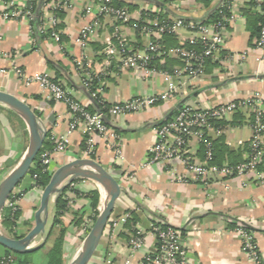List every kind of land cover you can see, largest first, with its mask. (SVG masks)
<instances>
[{"label":"crops","instance_id":"obj_1","mask_svg":"<svg viewBox=\"0 0 264 264\" xmlns=\"http://www.w3.org/2000/svg\"><path fill=\"white\" fill-rule=\"evenodd\" d=\"M7 1L0 0V11ZM16 1L19 4L25 2ZM223 1L119 0L130 14L129 22L113 25L109 19H100L84 49L75 39L93 18V14L86 11L90 7L89 0H68L67 9L58 18V43L49 35L40 37L38 33L34 34L25 19L0 20V92L27 103L40 116L46 129L45 144L51 145L50 137L69 139L67 150L53 156L49 172L52 174L75 159H89L83 153L87 137L81 129L69 131V114L65 106L48 99V94L37 85L23 84L14 72L16 69L29 75H49L87 111L97 113L98 107L85 91L82 76L74 63L79 59L89 65L91 74L96 77L100 98L109 107L134 97L161 95L167 92L166 83L159 74L161 68L172 72L181 66L177 57L169 53L176 48L168 50L166 58H157L152 74L145 75L132 69L121 70L119 55L106 54L107 41L114 44V36L120 35L129 47L142 54L150 39L137 32L134 24L157 22L155 16L203 23ZM250 3L245 1L236 8L221 54L206 64L201 77L184 82L177 80L173 99L141 113L105 116L107 125L118 136L116 145L123 161L114 156L112 149L99 136L94 137V160L117 179L121 192L88 264H147L145 257L157 246L150 233L155 222L180 231L191 264H252L242 252L241 241L230 225L231 222L244 224L255 240L259 259L264 263V171L256 169L251 176L241 179L210 177L207 181L194 182L177 162L171 166L155 163L143 167L147 152L154 143L155 129L172 119L183 105L209 108L254 98L260 101L258 107L264 112V57L261 58V52L255 50L253 44L256 40L252 38L260 8ZM37 7L35 18L39 24L49 9L46 3ZM148 15L153 17L148 18ZM191 36L188 30L182 29L176 40L183 43ZM3 113L14 115L21 126L10 130L6 120L0 122V182L21 161L29 143L21 120L6 106L0 105V114ZM252 120V110H239L218 123L217 131L210 135L214 143L215 166L238 164L246 159L247 145L253 135ZM262 152L260 165L264 162V144ZM188 153L196 161L204 160L205 154L199 144L190 143ZM262 168L264 170V166ZM23 179L12 192L19 201V215L13 228L17 238L24 237L33 228V215L40 203L34 179L28 174ZM64 191L61 195L64 193L67 204L66 211L59 218L60 224L54 225L53 222L58 200L52 197L45 233L33 244H43L46 253L64 229L63 264H66L70 254L76 249L74 254L79 251L85 231L93 223L90 193L96 191L98 194V213L106 199L102 187L93 180L77 179ZM136 232L142 234L144 243L133 251L129 243ZM3 252L0 248V254Z\"/></svg>","mask_w":264,"mask_h":264},{"label":"built area","instance_id":"obj_2","mask_svg":"<svg viewBox=\"0 0 264 264\" xmlns=\"http://www.w3.org/2000/svg\"><path fill=\"white\" fill-rule=\"evenodd\" d=\"M245 1L253 2L256 7L260 8L261 28L259 36L254 42L256 51L261 52L264 57V0H224L216 9L217 19L214 23L209 24H184L181 19H172L168 24H157L155 21L142 22L143 27L141 34L147 36L148 41L145 51L140 54L135 49L129 47L125 39L120 35H115V43L110 40L106 44V54L119 55L121 70H136L145 75H150L154 69H149V63L152 58L162 56L163 47L160 45L163 34H171L179 36L182 29L188 30L192 36L187 39L191 46L198 44L200 51L189 50L187 48H176L169 52L177 57L182 66L175 68L172 72L160 71V76L164 79L167 92L157 96H141L134 97L131 100L123 101L110 105L106 110L109 117L128 116L134 113H141L154 105L167 102L174 97L177 92L176 81L184 82L185 80H195L201 77L204 72V62L214 60L223 50V44L226 40V33L234 20V12L236 8ZM37 0H25L19 4L16 0H8L3 3V9L0 11V20H22L25 19L29 23L33 20V6ZM90 7L86 8L88 14L92 13V20L82 27L75 42L84 49L87 46L91 35L95 32L96 26L100 19H109L111 24H126L130 20V14L127 9L116 8L112 5L111 0H89ZM48 13L39 20L37 27L39 34L44 35L50 31L53 40L58 43L59 31L57 26L59 19L57 13H62L67 9L68 0H47ZM1 40V39H0ZM168 55V54H167ZM77 70L82 76V85L93 99L99 100V104L104 109L105 104L100 99V90L91 91L92 74L89 65L85 64L82 59L74 61ZM16 76L25 85L35 84L41 91L48 94V99L53 102L61 103L65 106L69 114L68 129L74 131L81 129L87 139L85 149L83 151L85 157L91 158L94 154V137L99 136L106 145L112 149L114 156L123 161V156L119 147L116 145L117 134L104 121L102 113L87 112L85 107L75 98L65 92L61 85L54 81L47 74L29 75L19 69L15 71ZM259 100L247 98L237 102H228L218 104L215 107L201 108L183 105L175 118L155 129V139L151 148L147 152V157L143 167L155 165V163L173 165L179 163L186 173V176L193 180L207 181L210 177L216 179L244 178L252 175L262 161V146L264 144V112L259 109ZM239 110H252L253 122L251 129L253 135L247 145V157L239 164L224 163L217 167L212 165L214 153L210 135L213 131H217L219 122L224 121L228 115L239 112ZM51 150L39 155L40 165L43 172H49V165L53 156L63 154L69 144V139L63 137H50ZM190 143L204 146V160L196 161L188 153ZM35 177H33L34 179ZM35 180V179H34ZM34 189L39 193L43 189L35 184ZM18 198L11 194L7 200L5 207L12 213L18 210ZM94 223V222H93ZM93 223L86 229L84 237L92 228ZM234 232L241 241L242 252L248 257L252 264H263L259 259L258 250L255 240L250 231L243 226L238 225L234 228ZM150 233L155 237L157 246L153 253L145 257L147 264H191L188 261V251L185 248L181 233L172 227L162 228L159 222H155L150 227ZM143 236L140 232H136L130 238V247L133 251L139 249L143 245ZM12 262L9 257L5 264Z\"/></svg>","mask_w":264,"mask_h":264},{"label":"water","instance_id":"obj_3","mask_svg":"<svg viewBox=\"0 0 264 264\" xmlns=\"http://www.w3.org/2000/svg\"><path fill=\"white\" fill-rule=\"evenodd\" d=\"M0 105L6 106L21 120L29 136V143L21 161L0 182L1 216L9 196L28 174L47 136L42 119L34 113L27 103L10 94L0 92ZM103 121L108 124V119L105 116H103ZM49 179L48 185L39 196V207L33 215V228L21 238H12L5 235L0 229V246L12 252L24 254L40 249L43 244L34 246L32 243L37 237L43 236L45 233L50 199L54 197V200L57 201L61 193L77 179L93 180L104 190L106 200L95 217L92 228L84 237L78 253L70 262V264H88L109 222L114 204L121 192L120 184L110 172L91 158L75 159L57 168L52 172Z\"/></svg>","mask_w":264,"mask_h":264},{"label":"trees","instance_id":"obj_4","mask_svg":"<svg viewBox=\"0 0 264 264\" xmlns=\"http://www.w3.org/2000/svg\"><path fill=\"white\" fill-rule=\"evenodd\" d=\"M46 1L47 0H37L36 4L33 6V9H32L33 20L30 22V25H31V28L33 29L34 34L38 33V35L40 37H44V36H48V35L50 37H52L50 31L46 32L44 35H40L39 31L36 29L37 24H38V20L35 18L36 14L38 12V7L37 6L39 4L46 3ZM111 3L116 8H125V5H123L121 2H119V0H111ZM250 4L253 5L254 3L251 2ZM57 17L61 18L62 17V13H57ZM147 17L151 18V17H153V15H151V16L148 15ZM177 19H180V18H177ZM216 19H217V14H216V11H215V13L206 22L198 23V25L199 24L214 23ZM155 20L157 21V24H168L171 21V20H166L165 18L160 17V16L159 17L155 16ZM181 20L186 25L187 24H193V25L195 24L196 25V23H191V22L183 20V19H181ZM261 20H262V17L260 15L257 18V21H256L257 24H256L254 30L252 31V38L255 39V40L259 36L260 28H261V25H262ZM134 26H135L136 31L139 32V33L141 32L143 27H146L142 22L136 23V24H134ZM59 29L57 28V31ZM176 38H177V36L174 35V34L173 35H171V34H163L162 35V39L160 41V45H161V47H163V49L161 51L162 56H160L158 58H166L168 50H171L173 48H187L189 50H195L196 49L197 51H200L201 47L198 44H194V46H191L188 42H183V43L178 42L176 40ZM210 61H212V60H207V61L204 62V68H205L206 64H208ZM155 63H157V58H152V60L149 63V67L148 68L152 70L154 68V64ZM181 66H182V63H181ZM161 70L166 71L165 69H163V67L161 68ZM95 78L96 77H93V75H92L91 87L89 88V89H91V91L98 90V87L96 86L97 82H96ZM85 91H86V89H85ZM89 94H90V92H89ZM93 100H94V103L98 107V112L102 113V114H104V116H106L107 115L106 110L109 108V106L105 105L104 106L105 108L103 109L101 107V105L99 104V100H97V99H93ZM178 110L175 113V115L172 117V119H169L168 121H166V122H164L162 124H159L157 126V128L162 126V125H164L167 122L172 121L175 118V116L177 115ZM87 112L97 113V112H93V111H87ZM252 122H253V120H252ZM217 125H215V127H217ZM209 141L211 142V145H212V150H213L212 153H214V143H213V141L211 139ZM51 148H52V145H48V144L44 143L39 155L42 154V153H46L47 151L51 150ZM201 148L203 149V152H204V146L203 145H201ZM84 149H85V147H84ZM246 152H247V150H246ZM39 155L36 157L37 159L35 160V162L31 166V168H30V170L28 172V175L31 178L35 177L34 178L35 179L34 180L35 184L40 186L42 189H44L48 185L51 173L48 172V171L47 172H43V167L40 165V162H39ZM90 157H91V159H95L94 155H90ZM215 159L216 158H215V153H214V158H213V161L211 163L212 165H215ZM263 166H264V162H262V165H259L257 167V169L262 172V171H264L263 168H262ZM64 193H65V191H64ZM63 194L57 199L58 201L56 203V212H55V216H54V219H53L54 225H59L60 224L59 218L66 211L67 202L63 199ZM89 199H91V206H92V209H93V217L91 219L94 222L95 217L98 215V212L96 210L97 205H98V201H99L97 192L96 191L91 192L90 195H89ZM18 215H19L18 211L12 213L9 209L3 211L2 215H1L0 223H1L2 232H4V234H6V235L11 236L12 238H17L13 234V228L15 227V223H14L13 220L14 219L16 220ZM79 222L80 221H78V223ZM159 224L161 225L162 228L169 227L166 224H162V223H159ZM230 225L235 228V227H237L240 224L237 223V222H231ZM241 226H243L247 231H250L249 228L246 225L242 224ZM64 234H65V230L62 229L58 233L57 237L54 239L52 247L46 253L43 252V250L45 248L44 246L41 247L40 249L36 250V251L29 252L28 254L12 252V251H10L8 249H4L3 247L0 246V248L3 249V251H4L3 254H0V264H5V261L9 257L12 259V262L7 263V264H35V262H33L31 260V258H33L34 256H35V258L41 256V258L45 261V264H63V255H64V250H65ZM30 260H31V262H29ZM38 262H39V260H38ZM39 264H40V262H39Z\"/></svg>","mask_w":264,"mask_h":264},{"label":"rangeland","instance_id":"obj_5","mask_svg":"<svg viewBox=\"0 0 264 264\" xmlns=\"http://www.w3.org/2000/svg\"><path fill=\"white\" fill-rule=\"evenodd\" d=\"M4 120H6V122L8 123L7 125L9 126V129L10 130H14V128H19L20 126H21V124H20V122L18 121V119L14 116V115H12L11 113H3V115L2 114H0V122H2V121H4ZM14 222H15V219L13 220ZM12 221V222H13ZM0 229H1V223H0ZM33 244V243H32ZM34 245V244H33ZM35 246V245H34ZM79 246V245H78ZM77 251V249L76 250H74L71 254H70V256L67 258V262H66V264H70V262H71V260L76 256V253L74 254V252H76ZM78 253V252H77ZM31 260L33 261V262H35V264H39V262H40V264H45V261L41 258V256H39V257H37V258H35V256L33 257V258H31ZM38 260H39V262H38Z\"/></svg>","mask_w":264,"mask_h":264}]
</instances>
